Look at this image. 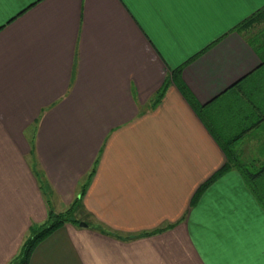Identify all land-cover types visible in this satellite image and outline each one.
Returning a JSON list of instances; mask_svg holds the SVG:
<instances>
[{
  "label": "crops",
  "instance_id": "crops-1",
  "mask_svg": "<svg viewBox=\"0 0 264 264\" xmlns=\"http://www.w3.org/2000/svg\"><path fill=\"white\" fill-rule=\"evenodd\" d=\"M263 8L0 0V264L84 188L28 264H264Z\"/></svg>",
  "mask_w": 264,
  "mask_h": 264
},
{
  "label": "trees",
  "instance_id": "trees-1",
  "mask_svg": "<svg viewBox=\"0 0 264 264\" xmlns=\"http://www.w3.org/2000/svg\"><path fill=\"white\" fill-rule=\"evenodd\" d=\"M262 20H264V8H263V10H261L257 14H255L253 17H251V19L242 23L241 27L242 28L250 27L255 22L262 21ZM180 72H181V69L173 71L172 72V80L175 84H177V86L179 87V89L181 90L183 95L187 98V100L189 101L191 106L196 111H199L201 109V106L196 102L194 96L191 94V92L188 90V88L182 82L179 81ZM168 84L169 83L167 82V84H165L164 87H162V89L157 93L156 98H155V100H156L155 102H158L160 99L163 98L165 91L168 87ZM237 141H238V139H233V140H231V142L227 143V145H225V146L223 145L225 147V149L229 152L230 160L225 165V167L222 169L221 174L230 167H236L238 169H241L244 172V174L247 175V177L249 179L257 178V176L260 175L261 173H259V174L258 173H256V174L250 173L249 168L247 167L248 165L246 163L242 162L239 157L234 156L236 152L232 149V146ZM262 171H264V168ZM219 175H220V173L217 174L216 176H219ZM39 176H40V174H39ZM216 176L213 178L215 179ZM40 177H42V176H40ZM213 178L208 183H206V185L201 189L203 190L204 188H206L210 184V182L213 181ZM40 182H41V187L44 188L45 191H47L48 189L45 187V186H47V184L45 182H42V181H40ZM84 192H85V188L81 194V197L79 199H77L69 207V209L67 211L57 214L53 210H50L49 214H48V220L44 225L31 227L30 237L23 244L21 251H20V254L10 264H28L34 250L47 237H49L55 231H57L58 229L63 227L65 224L70 223V224H74V225H80V223L82 221L76 220L74 215L76 213H78L82 208L81 198L84 196ZM82 223H85V222H82Z\"/></svg>",
  "mask_w": 264,
  "mask_h": 264
},
{
  "label": "rangeland",
  "instance_id": "rangeland-1",
  "mask_svg": "<svg viewBox=\"0 0 264 264\" xmlns=\"http://www.w3.org/2000/svg\"><path fill=\"white\" fill-rule=\"evenodd\" d=\"M82 213L83 212H81V210H80L78 213H76L74 215V217H75L76 220H79V221H82V222H85L86 223L87 218H86L85 214H82ZM76 226H80V225H76Z\"/></svg>",
  "mask_w": 264,
  "mask_h": 264
},
{
  "label": "water",
  "instance_id": "water-1",
  "mask_svg": "<svg viewBox=\"0 0 264 264\" xmlns=\"http://www.w3.org/2000/svg\"><path fill=\"white\" fill-rule=\"evenodd\" d=\"M80 227H84V228H86V227H87V224H85V223H80Z\"/></svg>",
  "mask_w": 264,
  "mask_h": 264
}]
</instances>
